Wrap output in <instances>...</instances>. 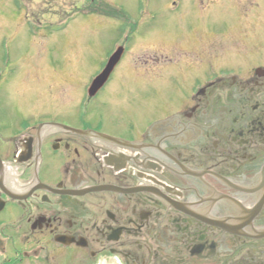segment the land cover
<instances>
[{
    "label": "flooded vegetation",
    "instance_id": "obj_1",
    "mask_svg": "<svg viewBox=\"0 0 264 264\" xmlns=\"http://www.w3.org/2000/svg\"><path fill=\"white\" fill-rule=\"evenodd\" d=\"M147 1L102 15V67L124 46L103 89L134 90L0 117V264H264V32L242 0Z\"/></svg>",
    "mask_w": 264,
    "mask_h": 264
},
{
    "label": "rangeland",
    "instance_id": "obj_2",
    "mask_svg": "<svg viewBox=\"0 0 264 264\" xmlns=\"http://www.w3.org/2000/svg\"><path fill=\"white\" fill-rule=\"evenodd\" d=\"M99 1L114 3V7H121L124 12L129 8L132 17L139 16L134 9L136 6L144 5L143 2L148 5L147 0ZM253 1L258 5L260 2L262 8L255 3L250 4L249 0H242V5L248 6L249 39L255 41L264 32V0ZM88 4L89 0H0V108L7 109L5 116H0L2 119L14 118V107L29 110L52 105L67 106L70 97H80L81 91L100 69L105 50L112 44L114 35L113 30L109 36L104 34L106 21L102 16L86 14L90 10ZM240 4L231 2V6ZM169 17L168 12L159 9L154 14L144 12L140 19L141 23H146L143 21L146 18L161 24L166 23ZM227 17L233 24L234 36L240 38L244 23L238 18V12L229 10ZM141 38L148 44L140 43V49L147 50L139 54L141 57L152 53L161 55L162 51L171 48L165 45L179 43L173 36L168 39L158 37L155 41L144 39V36ZM130 54L135 53L132 51ZM134 77L132 74V79ZM124 81L119 82L116 78L111 87L103 90H134L131 85L123 86ZM101 97L102 94L92 100L87 108L93 105L94 109ZM92 109L89 112L92 113ZM110 111L111 107H108Z\"/></svg>",
    "mask_w": 264,
    "mask_h": 264
},
{
    "label": "water",
    "instance_id": "obj_3",
    "mask_svg": "<svg viewBox=\"0 0 264 264\" xmlns=\"http://www.w3.org/2000/svg\"><path fill=\"white\" fill-rule=\"evenodd\" d=\"M121 53H122L121 49L116 51L109 59L103 71L98 76L95 77V79L93 80V82L89 87L90 95L96 94L97 91L100 90L103 87V85L106 83V81L110 76V73L112 72L113 68L115 67L117 61L120 58Z\"/></svg>",
    "mask_w": 264,
    "mask_h": 264
}]
</instances>
